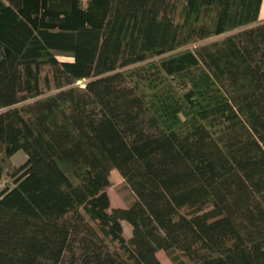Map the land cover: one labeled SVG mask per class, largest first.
Returning a JSON list of instances; mask_svg holds the SVG:
<instances>
[{"label": "trees", "instance_id": "obj_1", "mask_svg": "<svg viewBox=\"0 0 264 264\" xmlns=\"http://www.w3.org/2000/svg\"><path fill=\"white\" fill-rule=\"evenodd\" d=\"M262 1L0 0V264H264Z\"/></svg>", "mask_w": 264, "mask_h": 264}, {"label": "rangeland", "instance_id": "obj_2", "mask_svg": "<svg viewBox=\"0 0 264 264\" xmlns=\"http://www.w3.org/2000/svg\"><path fill=\"white\" fill-rule=\"evenodd\" d=\"M260 16L264 17V3L260 12ZM77 85L82 86V83H78ZM26 157L22 151L17 152L10 160V165L12 167L20 166ZM110 181L111 187L109 188V199L112 208H126L133 201V193L131 189L126 185L123 179L118 175L116 171H112L110 173ZM12 182L7 177L4 176L0 181V190L6 187H11ZM123 230L126 237L130 235V228L128 224L123 223ZM158 260L162 264H173L170 259L165 255L164 252L159 251L156 254Z\"/></svg>", "mask_w": 264, "mask_h": 264}, {"label": "crops", "instance_id": "obj_3", "mask_svg": "<svg viewBox=\"0 0 264 264\" xmlns=\"http://www.w3.org/2000/svg\"><path fill=\"white\" fill-rule=\"evenodd\" d=\"M263 3H264V0L262 1L261 9H262ZM261 9H260V12H261ZM259 21L260 22H263L264 21V17H261L260 16V13H259Z\"/></svg>", "mask_w": 264, "mask_h": 264}]
</instances>
